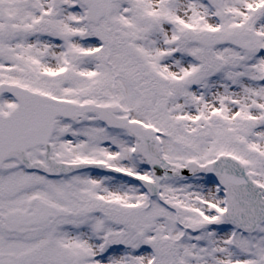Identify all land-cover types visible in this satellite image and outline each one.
Segmentation results:
<instances>
[{
	"label": "snow or ice",
	"instance_id": "snow-or-ice-1",
	"mask_svg": "<svg viewBox=\"0 0 264 264\" xmlns=\"http://www.w3.org/2000/svg\"><path fill=\"white\" fill-rule=\"evenodd\" d=\"M0 264H264V0H0Z\"/></svg>",
	"mask_w": 264,
	"mask_h": 264
}]
</instances>
